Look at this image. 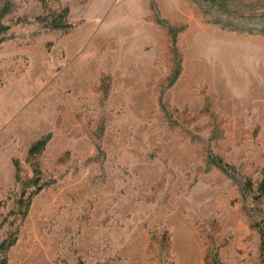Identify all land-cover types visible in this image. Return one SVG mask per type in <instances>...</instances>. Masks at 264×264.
Returning a JSON list of instances; mask_svg holds the SVG:
<instances>
[{
    "label": "rangeland",
    "instance_id": "374dc122",
    "mask_svg": "<svg viewBox=\"0 0 264 264\" xmlns=\"http://www.w3.org/2000/svg\"><path fill=\"white\" fill-rule=\"evenodd\" d=\"M0 24L6 264H264V0H0Z\"/></svg>",
    "mask_w": 264,
    "mask_h": 264
},
{
    "label": "trees",
    "instance_id": "16d2710c",
    "mask_svg": "<svg viewBox=\"0 0 264 264\" xmlns=\"http://www.w3.org/2000/svg\"><path fill=\"white\" fill-rule=\"evenodd\" d=\"M225 8V7H224ZM68 10L63 9L60 13H53L51 15H48L44 20H40L41 23H46V27L49 28L52 31H62V32H69L72 30V25H70L67 21L68 17ZM10 26H5L0 24V45L4 42L5 40V35L6 33L10 30ZM51 135H45L35 141L30 148L28 149L27 152V159L32 160L35 159L37 156H39L42 151L44 150L46 144L49 142ZM15 165V170H16V181L19 182V165L17 162H14ZM218 166L223 168L224 170H227V166L223 165L221 163H218ZM36 172L37 169H35ZM35 186H39V179L35 180L33 182ZM260 194L264 195V186H260ZM23 195V194H22ZM261 198L258 197L256 200H260ZM260 236H261V243H260V253L262 258L264 259V226L260 228ZM10 241V242H9ZM2 242L0 243V264H6V251L14 245L15 240L12 238L11 240ZM9 242V243H8ZM78 264H83L82 262H79Z\"/></svg>",
    "mask_w": 264,
    "mask_h": 264
}]
</instances>
